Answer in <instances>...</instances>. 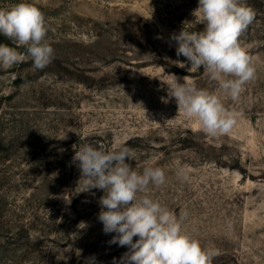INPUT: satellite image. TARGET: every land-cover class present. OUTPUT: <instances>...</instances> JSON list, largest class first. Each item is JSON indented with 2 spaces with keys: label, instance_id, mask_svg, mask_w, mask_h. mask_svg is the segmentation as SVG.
<instances>
[{
  "label": "rangeland",
  "instance_id": "obj_1",
  "mask_svg": "<svg viewBox=\"0 0 264 264\" xmlns=\"http://www.w3.org/2000/svg\"><path fill=\"white\" fill-rule=\"evenodd\" d=\"M23 2L45 14L54 59L43 70L31 59L0 68V264H113L128 250L110 245L115 233L97 219L103 192L74 195L83 144H125L137 172L163 168L166 183L147 194L187 213L184 229L218 252L213 264H264V0H243L256 13L241 37L256 76L238 101L176 55L173 33L203 30L199 0ZM170 75L219 94L237 114L232 131L210 137L178 112Z\"/></svg>",
  "mask_w": 264,
  "mask_h": 264
},
{
  "label": "clouds",
  "instance_id": "obj_2",
  "mask_svg": "<svg viewBox=\"0 0 264 264\" xmlns=\"http://www.w3.org/2000/svg\"><path fill=\"white\" fill-rule=\"evenodd\" d=\"M194 13L203 30L183 28L173 33L170 39L177 45L176 55L186 58L189 71L202 68L218 82L225 96L238 101L244 86L256 76L252 58L241 43L256 13L243 0H199ZM48 31L45 14L32 3L21 0L11 7H0V36L25 49L21 54L17 47L0 43V68L10 69L27 59L37 70L51 64L54 48L47 40ZM177 63L186 66L185 62ZM170 77L169 96L175 99L178 112L198 122L200 130L210 137L232 131L237 114L227 110L219 94L188 83V76L183 77V83L176 75ZM126 159L134 160V155L125 144L113 145L112 150L83 144L72 158L81 173L79 191L76 188L74 195H94L93 189L101 190L97 219L105 234L115 233L110 245L128 249L119 260L114 257L113 264H213L218 252L202 247L184 229L187 213L178 214L147 194L150 185L159 188L166 183L164 169L149 163L137 172ZM178 175L187 179L182 169ZM72 195L63 197L66 205L71 204ZM77 227L83 230L88 224L81 221ZM85 264H96L95 257Z\"/></svg>",
  "mask_w": 264,
  "mask_h": 264
}]
</instances>
